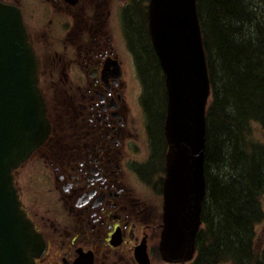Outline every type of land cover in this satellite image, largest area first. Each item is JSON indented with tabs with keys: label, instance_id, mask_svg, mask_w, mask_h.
Returning a JSON list of instances; mask_svg holds the SVG:
<instances>
[{
	"label": "flooded vegetation",
	"instance_id": "flooded-vegetation-1",
	"mask_svg": "<svg viewBox=\"0 0 264 264\" xmlns=\"http://www.w3.org/2000/svg\"><path fill=\"white\" fill-rule=\"evenodd\" d=\"M0 2L21 12L42 93L62 91L70 103L64 113L52 110L59 132L53 125L45 142L12 173L20 207L45 244L34 263L194 264L197 247L181 262L164 260L160 249L168 150L165 86L156 128L142 72L128 70L121 47L137 62L131 41L138 39L131 40L129 31L137 13L151 43L149 0ZM73 66L75 80L67 76ZM55 71L58 85L48 80ZM66 101L63 97L60 105ZM48 115L51 120L49 109Z\"/></svg>",
	"mask_w": 264,
	"mask_h": 264
},
{
	"label": "water",
	"instance_id": "water-1",
	"mask_svg": "<svg viewBox=\"0 0 264 264\" xmlns=\"http://www.w3.org/2000/svg\"><path fill=\"white\" fill-rule=\"evenodd\" d=\"M150 39L165 77L168 144L164 190V260L195 251L206 193V105L210 82L196 0H150ZM38 61L22 15L0 2V264H34L44 242L20 208L12 170L48 137Z\"/></svg>",
	"mask_w": 264,
	"mask_h": 264
},
{
	"label": "trees",
	"instance_id": "trees-1",
	"mask_svg": "<svg viewBox=\"0 0 264 264\" xmlns=\"http://www.w3.org/2000/svg\"><path fill=\"white\" fill-rule=\"evenodd\" d=\"M210 96L206 107V196L194 264H264L255 223L264 219V0H196ZM130 26L137 67L155 127L165 101L164 76L140 13ZM132 32V33H131ZM143 75V76H142ZM51 122L59 132L58 119ZM57 98V96H56ZM258 123L262 136L253 134Z\"/></svg>",
	"mask_w": 264,
	"mask_h": 264
},
{
	"label": "rangeland",
	"instance_id": "rangeland-1",
	"mask_svg": "<svg viewBox=\"0 0 264 264\" xmlns=\"http://www.w3.org/2000/svg\"><path fill=\"white\" fill-rule=\"evenodd\" d=\"M121 47L123 48L122 49V51L124 52L123 54H127L126 55L127 59L125 60V64L127 66H131V67L128 68V70L133 72L134 69H136V68L138 69V67L136 66L137 62L135 61L134 55L132 54V52L129 51L128 53H130V54H128L125 51L124 47L123 46H121ZM76 69L77 68L75 66H73V68L70 69V73L71 74L70 75L67 74V76L71 77L73 80H75L76 79L75 77L77 75ZM137 73H138V70H137ZM138 78H140V77L138 76ZM72 79H70V80L72 81ZM48 80L50 81V84L58 85L57 82L59 81V79L57 77L56 71L53 72V75H50ZM129 84H131V83H129ZM55 90H57L56 87H55L54 91ZM53 96L55 98H51V100H50V103H51L50 109L55 111V109L57 108L58 109V113H64L63 109H67L68 105L70 104L69 101H68V98L65 95V93L62 92V91H57V98H56L55 95H53ZM63 97L66 98L67 101L62 106V105H60V102L63 100ZM252 129H253L254 136H256V137H261L262 136V128L259 126L258 123H253ZM258 198L260 199V201H261L260 203L263 205V209H264V193L259 195ZM254 225H255V235H254L255 248L257 250L261 251V249L264 247V219L261 220V221H257ZM218 264H232V262H230V261H221Z\"/></svg>",
	"mask_w": 264,
	"mask_h": 264
}]
</instances>
